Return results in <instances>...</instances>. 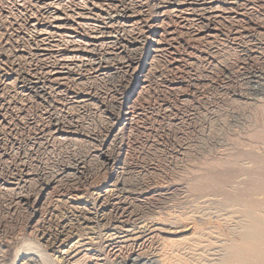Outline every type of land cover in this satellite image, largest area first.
I'll return each mask as SVG.
<instances>
[{"label": "rangeland", "instance_id": "rangeland-1", "mask_svg": "<svg viewBox=\"0 0 264 264\" xmlns=\"http://www.w3.org/2000/svg\"><path fill=\"white\" fill-rule=\"evenodd\" d=\"M40 1L35 7L30 1L22 6L27 15L30 7L37 9V30L24 26L18 17L5 15L7 9L12 8L13 12L15 6L0 5V264H10L16 252L30 243L49 245L47 252L56 264H220L223 260L226 264H264L246 253L257 249L264 252V239L246 237L247 232L264 230V193L257 194L264 189V1L233 0L217 5L212 13L197 12L189 1L173 11L168 9L164 17L167 23L162 24L165 52L160 57L146 60V42L142 55L126 53V60H115L121 63L135 59L138 67L146 61L151 63L146 90L133 96L131 102L125 98L133 91L131 83L109 73L93 79L95 73L84 70L83 61L80 68L72 64L62 69L70 70V76L61 89L48 82L47 72L61 59V54L55 52L64 50L67 41L79 39L78 49L84 55L85 44L95 35L84 14L91 7V0L84 6L71 0L62 5H53L55 0L48 1V5L46 0ZM138 1L131 0V11L156 20L158 0ZM94 11L101 14L102 9L96 7ZM51 12H57L55 16L64 18L63 23L67 21L69 25L75 18V27L66 25L65 34L60 36L64 44L54 33H49V37L44 32L40 34L50 21ZM198 30L216 36L198 39ZM117 33L121 39L129 38L124 31ZM43 38L49 41H40ZM55 42L59 43V50L51 47ZM46 46L51 47L48 56L41 50ZM93 53L90 59L85 54L88 60L104 69H114L113 60L108 62L109 58L105 59L101 52ZM44 57L52 61H45ZM253 75L261 77L260 87L249 82ZM7 76L13 84L4 87L1 83ZM37 78L42 84L29 85ZM43 84H53L44 97ZM90 98L96 101L91 102ZM127 103L131 104L130 110ZM125 109L135 114L128 128L116 124ZM56 119L65 132V138L58 137L62 142L46 132L48 124ZM112 126L116 128L113 134L120 130L113 141L109 138ZM73 136L76 142L67 140ZM105 141L112 146L113 168H103L102 160L95 158L96 149ZM65 167L70 168L68 180L75 182L71 191L65 193L53 186L47 189L50 193L44 210L39 204L37 215L31 216L15 202V194L24 196L29 190L35 193L36 183L32 181L23 188L24 192L16 186L13 192L5 190L9 180L20 178L24 171L32 174L31 178L35 174L50 177ZM119 177L128 185L125 193L117 190L115 181Z\"/></svg>", "mask_w": 264, "mask_h": 264}, {"label": "bare ground", "instance_id": "bare-ground-1", "mask_svg": "<svg viewBox=\"0 0 264 264\" xmlns=\"http://www.w3.org/2000/svg\"><path fill=\"white\" fill-rule=\"evenodd\" d=\"M30 1V3H32L31 4V6L33 5L34 7H35V5L37 6V2H39L40 0H0V5L1 4H3V6H5L4 4H6L7 6H15L16 8L14 9V11L13 12H11L12 11V8L10 9L11 11H9L8 9H7V11H5L4 13H5V15H12V16H14V18H16V17H18L17 19H19L21 22H23L24 23V26H27V27H30V29L31 28H33V29H36L37 30V27H38V19H37V17H38V14H37V9L36 10H33V9H31V7H30V12H29V16L26 14L27 12H23V10H22V6L26 3V2H29ZM47 2L49 1H51V0H46ZM54 1V0H53ZM64 1H67V0H55V2L54 3H52L53 5H62V3L64 2ZM74 4H76V5H80V4H83V6H84V4L86 5V4H88V2H90L89 0H71ZM70 1V2H71ZM184 1H189V5H192V6H194L195 8V10L197 11V12H199V13H201V12H203V13H208V11L209 12H211L212 13V11L213 10H216V8L217 7H219V6H217V5H220V4H230V2H232L233 0H207V2H205L206 0H158V2H157V5H156V15H157V18H156V20H152V21H150L149 19H147L148 17H147V15L144 13V15H146V17H144L143 15H140L139 13H137L136 12V10L134 11H131V9H133L132 7H131V0H91V3H89V6H91V7H89V8H87V12L86 13H84L86 16H85V18H86V20L88 21V24L87 23H84V24H87V26H88V28L90 29V32L91 33H93L92 35H95L93 38H92V41L90 42L89 41V43L87 44H85L84 42V44L87 46V47H90V48H88L87 49V47L85 48L84 47V49H85V51H84V55H83V53H81L80 54V50L78 49L79 48V45H77V43L75 42V41H72L70 44H71V47L70 48H68V49H66V51H64V52H68V54H70L69 56H64L65 55V53L64 52H62V53H60L61 55H60V57H61V59L59 60V62L56 64V66H54V68H52V70L50 71L49 70V72H47L48 73V82L50 81V83H52V82H54V85H55V89H61L60 87L63 85V83H64V81H66V80H69V76H70V70L68 71H62V69H64V68H69V66H71L72 64H74V66H79V68H80V66H82L81 65V62L83 61L84 63L86 62V64L85 65H83V67H85L84 68V70H88V71H90V73L91 72H94L95 73V76H92L93 77V79H98L99 77H102V75L103 76H105V74H107V73H109L110 75H112V76H114V75H117V77H118V75H119V77L121 76L123 79H124V81L125 82H129V83H131V85H132V88H133V91H132V93L130 94V95H125V98L127 97V99H128V102H131V100H132V98H133V96L135 97H137V95H139L141 92H142V90L144 91V89L146 88V86H147V79H146V77H147V69H149L148 67H149V65L151 64H149V62L147 63V61L146 60H153V59H155L156 60V58L157 57H160V55L163 53V51H164V47L162 46V45H165V44H163V42L164 41H166L165 39H164V41H163V38L165 37L164 36V31H163V28H162V24L163 23H167V22H164V17L166 16V15H168V14H166L167 12H169L168 11V9H170V10H174V8L175 7H179V6H181V5H187L186 4V2H184ZM264 1V0H263ZM45 2V1H44ZM45 3V4H51V3ZM52 2V1H51ZM71 2V3H72ZM137 2H140V1H138L137 0ZM40 3H41V1H40ZM67 3V2H66ZM134 3H135V1H134ZM247 3V2H246ZM42 4H44V3H42ZM139 3H137V5H138ZM237 4V3H236ZM38 5H39V3H38ZM133 5V4H132ZM136 5V4H135ZM136 5V6H137ZM25 6H27V3L25 4ZM42 6V5H41ZM44 6V5H43ZM46 6V5H45ZM82 6V7H83ZM134 6V5H133ZM208 6V7H207ZM221 6V5H220ZM40 7V6H39ZM59 7V6H58ZM61 7V6H60ZM62 7H64V6H62ZM61 7V8H62ZM96 7H100L101 9H102V12H101V14H100V11L99 12H95L94 11V9L96 8ZM103 7H105L106 9H103ZM140 7V6H139ZM247 7V6H246ZM33 8V7H32ZM38 8V7H37ZM42 8V7H41ZM44 8V7H43ZM73 9H74V7H72ZM81 8V7H80ZM84 8V7H83ZM85 8H86V6H85ZM153 8V7H152ZM184 8V7H183ZM188 8V7H187ZM239 8V7H238ZM0 9H1V7H0ZM4 9V8H3ZM6 9V8H5ZM27 9V8H26ZM52 9H54V8H52ZM63 9V8H62ZM218 9V8H217ZM2 10V9H1ZM28 10V9H27ZM65 9H63V11H64ZM80 10H82V8L80 9ZM84 10V9H83ZM140 10V9H139ZM184 10H185V8H184ZM191 10V9H190ZM231 10V9H230ZM229 10V11H230ZM245 10V9H244ZM41 11H42V9H41ZM40 11V12H41ZM46 11V10H45ZM57 11V10H56ZM62 11V10H61ZM72 11H74V10H72ZM171 11V12H172ZM188 11V10H187ZM191 11H193L194 12V10L192 9ZM195 11V12H196ZM223 11V10H222ZM48 12V11H47ZM70 12V11H69ZM68 12V13H69ZM104 12V13H103ZM180 12H182V11H180ZM214 12V11H213ZM233 12V11H232ZM1 13V12H0ZM42 14H43V11L41 12ZM52 13V12H51ZM62 13V12H61ZM82 13V12H81ZM150 13V12H149ZM188 13V12H187ZM218 13H219V11H218ZM27 16H26V15ZM56 14H58L57 12L55 13H52V14H49L48 15V17L49 18H51L52 19V21H49L50 23H52L53 24V31H54V35L55 34H57V36H58V39H59V37H60V35H61V33H63V30L64 29H66L65 28V26L64 25H66V23L65 24H62V22L64 21V18H62V17H60V16H55ZM59 14H60V12H59ZM153 14V13H152ZM183 14V13H182ZM216 15H217V13H215ZM253 14V13H252ZM41 15V14H40ZM46 15V14H45ZM44 15V16H45ZM63 15V14H62ZM77 15V14H76ZM83 15V14H82ZM91 15H93V16H97V17H99L98 19H95V18H91ZM154 15V14H153ZM180 15V14H179ZM188 15H189V13H188ZM206 15V14H205ZM215 15V16H216ZM4 16V15H3ZM8 16V17H9ZM43 16V15H42ZM65 16V15H64ZM67 16H68V14H67ZM70 16H72V15H70ZM84 16V15H83ZM89 16H90V18H89ZM148 16H150V15H148ZM155 16V15H154ZM207 16V15H206ZM210 16V15H209ZM209 16H207V18L209 17ZM215 16H213V19L215 18ZM5 17H7V16H5ZM4 17V18H5ZM74 17H76V16H74ZM156 17V16H155ZM178 17V16H177ZM218 17V16H217ZM224 17V16H223ZM1 18V17H0ZM39 18H40V16H39ZM46 18H47V16H46ZM79 18V17H78ZM150 18V17H149ZM166 18H168V16L166 17ZM173 18V17H172ZM187 18V17H186ZM205 18V17H204ZM259 18V17H258ZM7 19V18H6ZM13 19V18H12ZM16 19V20H17ZM146 19V20H145ZM190 19H192V18H190ZM212 19V20H213ZM226 19H228V18H226ZM239 19H240V17H239ZM4 20V19H3ZM7 20H9V18L7 19ZM19 20H18V23H19ZM42 20V19H41ZM46 20V19H45ZM68 20V19H67ZM69 20H71V19H69ZM72 20H74V21H72V23L69 25L68 24V26L69 27H72V26H74V23H75V18L74 19H72ZM81 20H82V18H81ZM84 20V19H83ZM85 20V21H86ZM170 20V19H169ZM205 20V19H204ZM209 20H210V18H209ZM238 20V19H237ZM242 20V19H241ZM77 21V20H76ZM79 21H80V19H79ZM182 21V20H181ZM8 22V21H7ZM67 22V21H66ZM82 22V21H81ZM12 23V22H11ZM18 23H16V24H18ZM22 23V24H23ZM41 23V22H40ZM45 23V22H44ZM205 23V22H204ZM211 23V22H210ZM22 24H20V25H22ZM43 24V23H42ZM81 24V23H80ZM169 24H171L170 22H169ZM173 24V23H172ZM214 24V23H213ZM164 25V24H163ZM174 25V24H173ZM223 25V24H222ZM45 26V25H44ZM67 26V27H68ZM84 26V25H83ZM165 26H166V24H165ZM190 26V25H189ZM188 26V27H189ZM202 26V25H201ZM215 26V25H214ZM213 26V27H214ZM75 27V26H74ZM79 26H77V28H78ZM86 27V26H85ZM208 27V26H207ZM12 28V27H11ZM21 28H22V26H21ZM42 28V27H41ZM181 28V27H180ZM256 28V27H255ZM28 29V28H27ZM29 29V30H30ZM39 29H40V27H39ZM81 29V28H80ZM43 31H44V34L46 35V34H49V33H52L51 31L50 32H48V30L45 28H43L42 29ZM88 30V29H87ZM119 30H121V31H124V33H126L128 36H129V38L128 39H121L120 38V35H119V37L118 36H116V34H118L117 32L119 31ZM190 30V29H189ZM214 30H215V28H214ZM218 30V29H217ZM43 31H41V33L40 34H42L43 33ZM66 31V30H65ZM79 31V30H78ZM193 31V30H192ZM196 31V30H195ZM194 31V32H195ZM27 32V31H26ZM25 32V33H26ZM31 32V30L28 32V34ZM69 32V31H68ZM70 32H71V30H70ZM76 32H77V30H76ZM76 32H75V35H77L78 36V32H77V34H76ZM85 32L87 33V31L85 30ZM166 32V31H165ZM191 32V31H190ZM214 32V31H213ZM237 32V31H236ZM33 33H36V31H34ZM32 33V34H33ZM121 33H123V32H121ZM185 33H187V31H185ZM211 33V32H210ZM31 34V33H30ZM63 34H65V33H63ZM88 34V33H87ZM168 34V33H167ZM167 34H165V35H167ZM190 34V33H189ZM192 34H195V33H193L192 32ZM53 35V34H52ZM51 35V36H52ZM53 35V36H54ZM67 35V34H66ZM89 35H91V34H89ZM181 35V34H180ZM197 35H198V37H196V38H198V39H203L204 37H215L216 36V34H209L207 31H205V30H198V33H197ZM259 35H260V33H259ZM35 36H36V34H35ZM50 36V37H51ZM52 36V37H53ZM68 36H69V34H68ZM71 36V35H70ZM69 36V37H70ZM72 36H74V35H72ZM124 36H125V34H124ZM124 36H121V37H124ZM248 36V35H247ZM250 36V35H249ZM32 37V36H31ZM45 37V36H44ZM48 37H49V35H48ZM51 37V38H52ZM192 37V36H191ZM41 38V37H40ZM56 38V37H55ZM64 38H65V35H64ZM193 38V37H192ZM191 38V39H192ZM195 38V37H194ZM195 38V39H196ZM245 38V37H244ZM248 38V37H247ZM33 39V38H32ZM31 39V40H32ZM53 39V38H52ZM60 39H62V37H60ZM77 39V38H76ZM86 39V38H85ZM178 39V38H177ZM194 39V40H195ZM205 39V38H204ZM216 39V38H215ZM239 39V38H238ZM258 39V38H257ZM14 40V39H13ZM24 40V39H23ZM62 40H64V39H62ZM74 40V39H73ZM79 40V39H78ZM91 40V39H90ZM197 40V39H196ZM195 40V41H196ZM33 41V40H32ZM36 41V40H35ZM41 41H46V42H48L47 41V39H43V40H41ZM54 41H55V39H54ZM54 41H52V42H54ZM70 41V40H69ZM69 41H67V42H69ZM88 41V40H87ZM171 41V40H170ZM193 41V40H192ZM199 41V40H198ZM27 42V41H26ZM38 42V41H37ZM36 42V43H37ZM65 42H66V39H65ZM80 42V41H79ZM85 42H86V40H85ZM146 42H148V44H149V50L147 51V56L145 57L146 58V63L143 65V66H141V67H138V63H137V61H135V59H133V60H131V61H129V59H128V61H121V63H115V60L116 59H124L125 58V54L126 53H128V54H132V53H135V55H136V53L137 52H139V54H140V51L142 50V47L144 46V43L146 44ZM174 42V41H173ZM8 43V42H7ZM28 43V42H27ZM35 43V44H36ZM62 43V42H61ZM60 43V44H61ZM165 43V42H164ZM34 44V45H35ZM41 44V43H40ZM39 44V45H40ZM44 44V43H43ZM42 44V45H43ZM51 44V43H50ZM59 43H57L56 44V42L55 43H53L52 44V46L51 47H56V45H58ZM63 44H64V42H63ZM62 44V45H63ZM147 44V45H148ZM37 45V44H36ZM47 45V44H46ZM68 45V44H67ZM23 46H25V45H23ZM50 46V45H49ZM81 46H83V45H81ZM12 47V46H11ZM42 47V46H41ZM47 47V46H46ZM41 48V50L42 51H44V53H43V55H47V54H49V51H50V49H51V47H47V48ZM59 47V46H58ZM61 47V46H60ZM67 47V46H66ZM145 47V46H144ZM170 47V46H169ZM193 47V46H192ZM260 47V46H259ZM37 48V47H36ZM38 48H40V46L38 47ZM148 48V47H147ZM188 48V47H187ZM54 49V48H53ZM256 49H258V47L256 48ZM21 50V49H20ZM83 50V49H82ZM174 50V49H173ZM205 50V49H204ZM55 51V50H54ZM94 51H96V52H101L102 53V55H104L103 57L105 58V56H106V58H109L108 59V62L111 60H113L112 61V64H113V66H114V69H113V67H112V69L110 70V69H104V67H101L100 66V64L98 65V64H94V63H97L96 61L94 62V63H92L91 61H94V60H88V59H90V57L92 56V55H94ZM145 51V52H146ZM31 52V51H30ZM165 52V51H164ZM38 53V52H37ZM55 53H58V52H55ZM40 54V53H39ZM38 54V55H39ZM52 54V53H51ZM85 54L87 55V56H89L88 57V59H87V56H85ZM90 54H92V55H90ZM138 54V55H139ZM143 54H145V53H143ZM173 54V53H172ZM20 55V54H19ZM42 55V56H43ZM67 55V54H66ZM81 55V56H80ZM134 55V56H135ZM137 55V56H138ZM140 55H142V54H140ZM215 55V54H214ZM48 56V55H47ZM50 56V55H49ZM54 56V55H53ZM52 56V57H53ZM56 56V55H55ZM130 56V55H129ZM137 56H136V58H137ZM144 56V55H143ZM142 56V57H143ZM46 57V56H45ZM44 57V58H45ZM56 57H58V55L56 56ZM94 57V56H93ZM132 57V56H131ZM172 57V56H171ZM216 57V56H215ZM105 58V59H106ZM127 58V57H126ZM173 58V57H172ZM18 59V58H17ZM16 59V60H17ZM47 59H49V58H47ZM46 58L44 59L45 61L47 60ZM54 59V58H53ZM132 59V58H131ZM202 59V58H201ZM13 60V59H12ZM42 60H43V57H42ZM41 60V61H42ZM49 60H51L52 61V59H49ZM48 60V61H49ZM104 60V59H103ZM124 60H126V59H124ZM139 60V59H138ZM144 60V59H143ZM158 61H159V59H157ZM47 61V62H48ZM105 61V60H104ZM176 61V60H175ZM2 62V61H1ZM82 62V63H83ZM100 62V61H99ZM118 62H120V61H118ZM152 62V61H151ZM172 62V61H171ZM170 62V63H171ZM49 63V62H48ZM104 63V62H103ZM257 63V62H256ZM149 64V65H148ZM173 64V63H172ZM108 65V64H107ZM141 65V64H140ZM151 66V65H150ZM89 67V68H88ZM176 67H177V65H176ZM240 67V66H239ZM48 68V67H47ZM74 68V67H73ZM78 68V67H77ZM76 68V69H77ZM3 69V68H2ZM43 69V68H42ZM72 69V68H71ZM75 69V68H74ZM45 70V69H44ZM78 70V69H77ZM110 70V71H109ZM74 71V70H73ZM37 72V71H36ZM42 72V71H41ZM44 72V71H43ZM46 72V71H45ZM44 72V73H45ZM69 72V73H68ZM76 72H78V71H76ZM84 72V71H83ZM172 72V71H171ZM3 73V72H2ZM47 73H45V74H47ZM1 74V73H0ZM82 74V73H81ZM81 74H80V76H81ZM44 75V74H43ZM77 75V74H76ZM79 75V74H78ZM175 75V74H174ZM84 76V75H83ZM83 76H81V77H83ZM107 76V75H106ZM5 77V76H4ZM8 77V76H7ZM91 77V78H92ZM174 77V76H173ZM199 77V76H198ZM263 77V76H262ZM6 78V77H5ZM177 78V77H176ZM4 79V78H3ZM35 79V78H34ZM72 79V78H71ZM250 80H249V82L252 84V85H258L259 87H260V84L262 83V79H261V77L260 76H258V75H253V76H251V78H249ZM42 80V79H41ZM73 80V79H72ZM74 80H77V79H74ZM169 80V79H168ZM171 80V79H170ZM45 81V80H44ZM41 82L38 80V78H37V80H35L34 82H33V80H32V83H30L29 85H33L34 87H36L37 86V84H40ZM172 83V82H171ZM2 86H4V87H6V86H10L11 84H13L11 81H10V77H8L7 79H5L2 83ZM42 84V83H41ZM68 84V83H67ZM128 84V83H127ZM249 84V83H248ZM264 84V83H263ZM64 85H65V83H64ZM43 86L45 87V88H42L43 90H42V93H43V97H44V95H48V91H50L51 90V88H53L52 86H53V84H52V86L51 85H49V86H45V84H43ZM120 86V85H119ZM119 86H118V88H119ZM123 86V85H122ZM262 86V85H261ZM39 87H41V86H39ZM126 87H127V85H126ZM130 86H128V88H129ZM263 87V86H262ZM70 88V87H69ZM177 88V87H176ZM3 89V88H2ZM41 89V88H40ZM117 89V88H116ZM115 89V90H116ZM120 89H122V88H120ZM123 89H125V88H123ZM148 89V88H147ZM65 90V89H64ZM146 90V89H145ZM260 90H261V88H260ZM39 91V90H38ZM90 91V90H89ZM120 91V90H119ZM122 91V90H121ZM129 91H130V89H129ZM41 92V91H40ZM61 92V91H60ZM115 92V91H114ZM114 92H113V94H114ZM116 92H118V90L116 91ZM115 92V93H116ZM257 92V91H256ZM263 92V91H262ZM261 92V93H262ZM53 93V92H52ZM119 93V92H118ZM27 94V93H26ZM89 94V93H88ZM122 94V93H121ZM142 94V93H141ZM140 94V95H141ZM257 94V93H256ZM81 95V94H80ZM112 95V94H111ZM122 95H124V94H122ZM257 95H259V94H257ZM50 96V95H49ZM74 96V95H73ZM95 96V95H94ZM260 96V95H259ZM71 97V96H70ZM84 97H85V95H84ZM115 97V96H114ZM257 97V96H256ZM78 98V97H77ZM81 98V97H80ZM79 98V99H80ZM87 98V97H86ZM116 98H117V95H116ZM115 98V99H116ZM120 99H121V96L119 97ZM118 98V99H119ZM123 98V97H122ZM138 98H140V97H138ZM137 98V99H138ZM62 100V99H61ZM60 100V101H61ZM77 100V99H76ZM91 102L92 101H96V100H94V99H92V98H90L89 99ZM114 100V99H113ZM130 100V101H129ZM240 100V99H239ZM75 101V100H74ZM81 101H82V99H81ZM86 101V100H85ZM116 101V100H115ZM119 101V100H118ZM122 101V100H121ZM134 101V100H133ZM133 101H132V103H133ZM253 101H254V99H253ZM257 101V100H256ZM84 102V101H83ZM127 102V101H126ZM135 102V101H134ZM85 103V102H84ZM87 103H89L88 105H90V102H87ZM115 103V102H114ZM119 103V102H118ZM80 104V103H79ZM93 104V103H92ZM128 105H129V103H127ZM134 104V103H133ZM52 105V104H51ZM76 105V104H75ZM81 105H83V104H81ZM115 105H116V103H115ZM121 105V104H120ZM131 105V104H130ZM130 105L129 106H127V110L130 108ZM60 106V105H59ZM114 106V105H113ZM126 106V105H125ZM135 106V105H134ZM2 107V106H1ZM71 107V106H70ZM73 107V106H72ZM119 107V106H118ZM133 108V107H132ZM134 109V108H133ZM133 109H132V112H133ZM54 110V109H53ZM121 110V109H120ZM126 110V109H125ZM125 111V112H121L122 114L120 115V120H119V122H117L116 124H122V125H124L125 124V128H126V126L127 125H131V121H132V119H133V117L135 116V114H134V112H133V114H134V116L133 115H131L132 113L131 112H129V111ZM130 110V109H129ZM118 113H120V112H117L116 114H118ZM131 113V114H130ZM139 114V113H138ZM113 116H114V114H113ZM118 116V115H117ZM133 116V117H132ZM142 116V115H141ZM55 117V116H54ZM56 118V117H55ZM117 119V118H116ZM23 122V121H22ZM113 123H114V121H113ZM49 125V126H48ZM47 126V130H46V132H48V134L50 133L51 135H53L54 137H55V139H60V138H62V137H64L63 135H64V133L62 132L63 131V126H62V124L60 123V126H59V123H58V120L56 119V120H53L51 123H49ZM115 126V125H114ZM43 128V127H42ZM118 128H120V127H118ZM127 128H128V126H127ZM36 129V128H35ZM44 129H45V127H44ZM116 128L114 127L113 128V126H112V130L110 131V136H109V138H111V141H113L114 139H115V135H116V133L118 132V131H120V130H118L115 134H113V131L115 130ZM124 129V128H123ZM125 130V129H124ZM43 131V130H42ZM123 131V130H122ZM121 131V132H122ZM41 132V131H40ZM77 132V131H76ZM39 133V132H38ZM120 133V132H119ZM123 133V132H122ZM73 134H74V132H73ZM118 134V133H117ZM50 135V136H51ZM105 135V134H104ZM80 136V135H79ZM108 136V135H107ZM117 136V135H116ZM58 137H60V138H58ZM106 137V136H105ZM65 138V137H64ZM78 138V137H77ZM54 139V140H55ZM106 139V138H105ZM67 140L69 141H75L76 140V137L74 138V136H73V138H68L67 137ZM83 140V139H82ZM110 140V139H109ZM116 140V139H115ZM57 141V140H56ZM60 141H61V139H60ZM63 141V140H62ZM61 141V142H62ZM104 141V140H103ZM76 142V141H75ZM77 142H78V140H77ZM110 142V141H109ZM79 143V142H78ZM80 143H81V141H80ZM102 143V142H101ZM111 143V142H110ZM113 143V142H112ZM74 144V143H73ZM102 145V144H101ZM110 144L108 145L107 144V141H105L104 142V144H103V146H99L100 147V149H96V152H98V155L95 157L96 159H101L102 161H101V165H102V167L103 168H105V169H108V168H110V167H112L113 165H114V163H115V158H114V156L112 155V153L110 152ZM112 147V146H111ZM95 153V152H94ZM97 154V153H96ZM99 161V160H98ZM99 163V162H98ZM78 165H79V163H78ZM118 165V164H117ZM19 166H21V165H19ZM27 167V166H26ZM101 167V166H100ZM23 168V167H22ZM25 168V167H24ZM78 168V167H77ZM77 168H75L74 170H77ZM102 168V169H103ZM113 168V167H112ZM25 169H27V168H25ZM81 170L82 168L80 167V168H78V170ZM122 169V168H121ZM19 170H20V168H19ZM23 170V169H22ZM259 170V169H258ZM24 171V170H23ZM69 171H70V168L69 167H65V168H63L60 172H58V173H56V174H51V175H49L50 177H48V176H46L45 174H40V175H38V174H35L34 176H33V178H31V176H32V174H30L29 172H23V173H21V177L20 178H17V179H12V176H11V179L12 180H9L8 178V180H9V182L5 185V190L7 191V192H10V191H12L13 192V190L15 191V189H13L15 186L17 187V188H22V190H23V188H25V187H27L32 181L34 182V183H36V185H37V187H34V188H36L37 189V191H35V193H33V191H32V194L28 191V193H26V194H24V196H22V194L20 195H18V194H15V196H16V198H15V202H16V204H20L22 207H25V209L27 210V211H29V214L31 215V216H34L37 212H38V205L41 207V210H44L43 209V206H45V204H46V197H47V195H48V193H50V192H46V190L47 189H49L50 187H54V189L55 188H57V190L58 191H63V192H65V193H68V192H70L71 191V187H73L72 185L75 183H70L71 182V179H70V181L68 180V174H70L69 173ZM15 172V171H14ZM14 172H12V173H14ZM22 172V171H21ZM118 172H120L119 170H118ZM11 173V172H10ZM121 173V172H120ZM115 175V174H114ZM20 176V175H19ZM119 176V175H118ZM14 177V176H13ZM16 177V176H15ZM18 177V176H17ZM72 177V176H71ZM70 177V178H71ZM10 178V177H9ZM250 178V177H249ZM64 179H67V180H64ZM74 179V178H73ZM72 179V180H73ZM232 181V180H231ZM6 182V181H5ZM116 183V187H118V189L117 190H119V192H123V193H125V192H127L128 190H129V188H127L128 187V185L126 184V181H124L123 180V178L122 177H119V179H117L116 181H115ZM206 182H208V180H206ZM255 182V181H254ZM214 183V182H213ZM113 184V183H112ZM114 184V185H115ZM197 184V183H196ZM211 185H212V182L210 183ZM215 184V183H214ZM235 184H236V182H235ZM113 185V186H114ZM193 185V184H192ZM233 185H234V183H233ZM246 185V184H245ZM249 185H251V184H249ZM264 185V184H263ZM193 186H195V184L193 185ZM192 186V187H193ZM197 186V185H196ZM214 186V185H213ZM248 186V185H247ZM15 187V188H16ZM31 187V186H30ZM30 187H28V189L30 188ZM192 187H188V188H192ZM232 186H230V188H231ZM233 188V187H232ZM250 188H253V187H250ZM262 188V187H261ZM31 189V188H30ZM194 189V188H193ZM196 189V188H195ZM256 189V188H255ZM19 190H21V189H19ZM18 190V191H19ZM56 190V191H57ZM249 190V189H248ZM257 190V189H256ZM27 191V190H26ZM25 191V192H26ZM50 191V190H49ZM20 192V191H19ZM23 192H24V190H23ZM118 192V193H119ZM131 193V192H130ZM254 193V192H253ZM262 193H264V189L260 192V193H257V194H262ZM242 194H240V196H241ZM247 195V194H246ZM249 195H251V193H249ZM43 196H45L44 198H43ZM243 196H245V195H243ZM251 196H253V195H251ZM254 196H257V195H254ZM259 196V195H258ZM262 196V195H261ZM261 196H259V197H261ZM258 197V198H259ZM264 197V196H263ZM44 200V202H42L43 200ZM197 199V198H196ZM196 199H195V201H196ZM243 199H245V198H243ZM42 200V201H41ZM199 200V199H198ZM206 200V199H205ZM49 201V200H48ZM193 203H194V201H193ZM196 203H198V202H196ZM239 204H240V202H238ZM50 204V203H49ZM208 204V203H207ZM238 204V205H239ZM253 204V203H252ZM191 205H192V203H191ZM206 205V204H205ZM242 205L243 206H246V205H244L243 203H242ZM248 206V205H247ZM246 206V207H247ZM180 208V207H179ZM240 208H241V206H240ZM242 208H245V207H242ZM194 209V208H193ZM249 209V208H248ZM186 210V209H185ZM205 210V209H204ZM254 211V210H253ZM256 211V210H255ZM44 212V211H43ZM195 212V211H194ZM193 212V213H194ZM258 212H260V211H258ZM262 212V211H261ZM246 213V212H245ZM43 214V213H42ZM261 215H262V213H260ZM37 215V214H36ZM172 215V214H171ZM42 216V215H41ZM168 216V215H167ZM218 216V215H217ZM264 216V215H263ZM262 216V217H263ZM171 217V216H170ZM174 217H175V215H174ZM177 217V216H176ZM176 217H175V219H176ZM252 218V217H251ZM254 218V217H253ZM244 219H246V218H244ZM243 219V220H244ZM259 219V218H258ZM188 220V219H187ZM248 220V219H247ZM173 221H174V219H173ZM176 222H177V219L175 220ZM205 221H207V220H205ZM212 221V220H211ZM241 221V220H240ZM210 222V221H209ZM246 222V221H245ZM248 222V221H247ZM179 223V222H178ZM211 224V223H210ZM209 224V225H210ZM241 224H242V222H241ZM240 224V226H242ZM249 224V223H248ZM245 225H247V223L245 224ZM237 227H238V225H236ZM239 226V227H240ZM254 227V226H253ZM197 228V227H196ZM34 230V229H33ZM238 230V229H237ZM239 230H240V228H239ZM246 230V229H245ZM249 230V229H248ZM250 231V230H249ZM251 231H252V229H251ZM243 236H244V234H243ZM246 237H247V240H261V239H264V230L262 231H259V229H257V230H255V231H253V233H249V232H247L246 233ZM30 243V242H29ZM264 243V242H263ZM255 244V243H254ZM257 244V243H256ZM198 245V244H197ZM263 246V245H262ZM50 246L49 245H46L45 247H43L40 243H37V244H34V243H30V244H27V245H25V247H22L21 248V250H19V251H17L16 252V254H15V257H14V259H13V261L10 263V264H21L20 262H22V264H56V262L55 261H53V256H50L49 254H48V252H47V248H49ZM185 248V247H184ZM189 248V247H188ZM187 248V249H188ZM227 248V246L226 247H224V249H226ZM230 248V247H229ZM248 248V247H247ZM252 248V247H251ZM182 249V248H181ZM223 249V248H222ZM174 250V249H173ZM192 250V249H191ZM230 250H232V248L230 249ZM246 250H248V249H246ZM190 251V250H189ZM198 251V250H197ZM4 252V251H3ZM186 252H188V251H186ZM223 252V251H222ZM228 252H229V250H228ZM234 252V251H233ZM236 252H237V250H236ZM239 252V251H238ZM243 252V251H242ZM181 253V252H180ZM224 253H225V250H224ZM223 253V254H224ZM246 253L247 254H253L254 255V258L253 257H251V258H253V259H258V260H261V261H263V263H264V252H262V250L260 251V250H251V251H246ZM195 254V253H194ZM228 254V253H227ZM174 255V254H173ZM189 255V254H188ZM191 255V254H190ZM193 255V254H192ZM230 255H232V254H230ZM234 255H236V254H234ZM239 255V254H238ZM179 256V255H178ZM182 256V255H181ZM224 256H226V254H224ZM180 257V256H179ZM194 257V256H193ZM228 257V256H227ZM239 257H240V255H239ZM247 257V256H246ZM2 258V257H1ZM222 258H223V256H222ZM163 259H164V257H163ZM167 259V258H166ZM177 259V258H176ZM181 259H183V258H181ZM190 259V258H189ZM218 259V258H217ZM230 259H232V258H230ZM171 260V259H170ZM202 260V259H201ZM220 260V259H219ZM133 261H135V260H133ZM165 262H167L166 260H164ZM177 261V260H176ZM188 261V260H187ZM193 261V260H192ZM191 261V262H192ZM197 261V260H196ZM205 261V260H204ZM222 261V260H221ZM224 261V260H223ZM223 261L221 262L222 264H226L225 262L223 263ZM239 261V260H238ZM241 261V260H240ZM169 262V261H168ZM201 262V261H200ZM217 262V261H216ZM132 263V262H131ZM135 263V262H134ZM133 263V264H134ZM217 263H219V262H217ZM220 263V264H221ZM235 263V262H234ZM233 263V264H234ZM241 263V262H240ZM199 264V263H198ZM215 264V263H214Z\"/></svg>", "mask_w": 264, "mask_h": 264}, {"label": "built area", "instance_id": "built-area-1", "mask_svg": "<svg viewBox=\"0 0 264 264\" xmlns=\"http://www.w3.org/2000/svg\"><path fill=\"white\" fill-rule=\"evenodd\" d=\"M55 13H56V12H55ZM50 21H52L51 18H50ZM63 22H64V21H63ZM63 22H62V24H65V23H66V25H68V22H65V23H63ZM66 25H64L65 28H66ZM52 27H53V24H52V23H50V22L46 23V29H47V30L50 29V31H53V28H52ZM42 31H43V30H42ZM39 32H40V30H39ZM43 32H44V31H43ZM48 32H49V30H48ZM63 32H64V30H63ZM52 33H54V31H53ZM44 35H45V34H44ZM47 35H49V34H47ZM61 35H62V33H61ZM61 35H60V36H61ZM56 36H57V34H56ZM43 39H47V38H43ZM43 39H41V40H43ZM41 40H40V41H41ZM72 41H75V40H70L69 43H68V46H67V47L65 46L64 50H62V51H58V53H62V52H64V51H66V49L70 48V47H71V44H70V43H71ZM63 42H64V40H63ZM75 42H76V43H79V40H76ZM57 43H58V42H56V44H57ZM57 46H58V45H56V47H54V49L59 50V49L57 48Z\"/></svg>", "mask_w": 264, "mask_h": 264}]
</instances>
